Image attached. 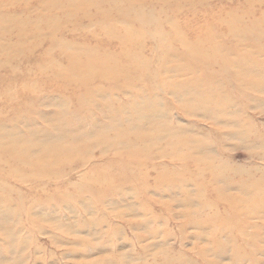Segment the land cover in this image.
Returning <instances> with one entry per match:
<instances>
[{
	"label": "rangeland",
	"instance_id": "1",
	"mask_svg": "<svg viewBox=\"0 0 264 264\" xmlns=\"http://www.w3.org/2000/svg\"><path fill=\"white\" fill-rule=\"evenodd\" d=\"M0 264H264V0H0Z\"/></svg>",
	"mask_w": 264,
	"mask_h": 264
}]
</instances>
